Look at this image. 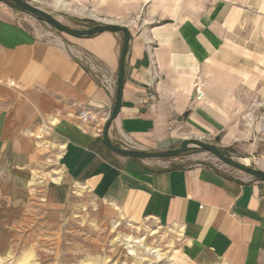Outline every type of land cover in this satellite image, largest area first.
Here are the masks:
<instances>
[{
	"label": "crops",
	"instance_id": "obj_1",
	"mask_svg": "<svg viewBox=\"0 0 264 264\" xmlns=\"http://www.w3.org/2000/svg\"><path fill=\"white\" fill-rule=\"evenodd\" d=\"M115 3L127 13L128 0ZM130 5L133 17L119 23L131 37L111 142L163 151L191 135L220 134L234 80L239 72L245 77L239 66L264 54V0ZM6 6L0 0V160L22 155L33 136L42 138L62 178L77 190L132 222L151 219L175 232L177 264H264L263 181L207 165L158 166L102 143L98 129L110 116L116 88L106 90L76 54H91L117 78L122 33L41 38ZM83 107L93 112V124L78 120Z\"/></svg>",
	"mask_w": 264,
	"mask_h": 264
},
{
	"label": "rangeland",
	"instance_id": "obj_2",
	"mask_svg": "<svg viewBox=\"0 0 264 264\" xmlns=\"http://www.w3.org/2000/svg\"><path fill=\"white\" fill-rule=\"evenodd\" d=\"M25 1L73 29L109 20L125 23L135 12L130 5L133 0H128L127 13L123 7H112L113 1L120 6L124 0H65L67 8L57 7L54 0ZM4 2L35 35L74 39ZM238 69L245 77L239 72L234 80L233 104L228 106L223 131L217 136L196 134L185 139L209 143L238 163L264 171V54ZM40 140L33 136L31 147L22 155L8 158L4 154L0 160V264H177L175 232L151 219L132 222L110 203L95 199L85 189L77 190L62 178L56 154ZM30 151L35 156L23 157ZM152 161L167 167L207 165L254 179L198 147Z\"/></svg>",
	"mask_w": 264,
	"mask_h": 264
},
{
	"label": "water",
	"instance_id": "obj_3",
	"mask_svg": "<svg viewBox=\"0 0 264 264\" xmlns=\"http://www.w3.org/2000/svg\"><path fill=\"white\" fill-rule=\"evenodd\" d=\"M12 1L17 7H19L20 10L32 15L33 17L44 20L45 22L49 23L50 25L54 26L56 29L64 32L65 34L71 36V37H87L90 35H93L95 33L103 32V31H109V32H121L123 35V42L120 50V56H119V65H118V71H117V78H116V89H115V100L114 105L111 110L110 116L105 121L103 127H102V143L111 151L120 154L122 156L128 157V158H138V159H168V158H174L185 151L188 150L190 147H198L203 150L211 152L219 161L223 164H226L232 168H235L237 170L246 172L253 176L254 178L263 181L264 182V171L251 168L245 165H242L238 163L237 161L231 159L230 157L224 155L220 148L213 146L209 143L203 142L198 139H185L182 140L179 144V146L170 148L163 151H146V150H139L135 148H128V147H122L119 145L114 144L111 142V140L108 137V132L111 127L112 122L116 118L118 111H119V105L121 100V92L123 88L124 83V73H125V56L128 50V45L130 41V32L129 29L122 24L116 23V22H102L100 24H96L91 27H87L84 29H73L66 25H64L62 22L54 18L51 13L38 8L36 6H33L29 4L25 0H10Z\"/></svg>",
	"mask_w": 264,
	"mask_h": 264
},
{
	"label": "built area",
	"instance_id": "obj_4",
	"mask_svg": "<svg viewBox=\"0 0 264 264\" xmlns=\"http://www.w3.org/2000/svg\"><path fill=\"white\" fill-rule=\"evenodd\" d=\"M76 57L85 65H87L95 79L99 80L100 84L106 90L111 91L116 88V76L109 72V70H107V68L103 64L99 63L91 54L85 51H79V53L76 54ZM201 86L202 83L200 81L195 82L197 98L200 97ZM77 117L80 123L84 125H90L96 121L93 112H91V110L87 107L80 108L77 112ZM98 131L102 132V128L100 127Z\"/></svg>",
	"mask_w": 264,
	"mask_h": 264
},
{
	"label": "bare ground",
	"instance_id": "obj_5",
	"mask_svg": "<svg viewBox=\"0 0 264 264\" xmlns=\"http://www.w3.org/2000/svg\"><path fill=\"white\" fill-rule=\"evenodd\" d=\"M54 5H56L59 8H67L68 3L65 0H54ZM107 22H111V21L109 20Z\"/></svg>",
	"mask_w": 264,
	"mask_h": 264
},
{
	"label": "trees",
	"instance_id": "obj_6",
	"mask_svg": "<svg viewBox=\"0 0 264 264\" xmlns=\"http://www.w3.org/2000/svg\"><path fill=\"white\" fill-rule=\"evenodd\" d=\"M3 1H4V0H3ZM5 1H9L13 6L16 7V5H15L12 1H10V0H5Z\"/></svg>",
	"mask_w": 264,
	"mask_h": 264
}]
</instances>
